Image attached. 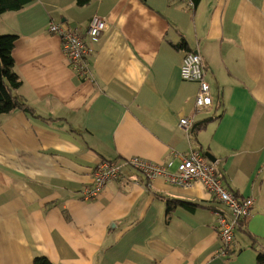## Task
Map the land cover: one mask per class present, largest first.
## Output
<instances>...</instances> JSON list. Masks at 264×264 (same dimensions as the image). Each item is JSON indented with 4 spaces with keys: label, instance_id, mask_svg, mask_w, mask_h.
<instances>
[{
    "label": "crops",
    "instance_id": "obj_1",
    "mask_svg": "<svg viewBox=\"0 0 264 264\" xmlns=\"http://www.w3.org/2000/svg\"><path fill=\"white\" fill-rule=\"evenodd\" d=\"M94 14L108 29L86 34ZM53 21L84 34L90 78L74 73ZM16 34L13 92L32 111L0 113V264H257L264 252V0H28L0 13ZM202 59L211 104L180 77L187 51ZM190 119L187 128L179 119ZM198 152L237 200H252L225 247L232 208L199 180L172 183L179 156ZM205 153L209 154V158ZM173 161L148 179L123 163ZM213 159V160H212ZM120 177L81 197L93 168ZM166 198L186 202L171 211Z\"/></svg>",
    "mask_w": 264,
    "mask_h": 264
},
{
    "label": "built area",
    "instance_id": "obj_2",
    "mask_svg": "<svg viewBox=\"0 0 264 264\" xmlns=\"http://www.w3.org/2000/svg\"><path fill=\"white\" fill-rule=\"evenodd\" d=\"M193 6V0H187ZM109 24L106 17L94 14L88 22L86 34L93 40H97L108 29ZM50 32L56 33L62 44L63 52L74 73L84 78H90L86 64V55L89 49L85 45L84 34L77 26H65L50 21L48 25ZM179 74L182 79L193 80L198 83L194 99L195 110L200 111L211 104L209 85L204 77V68L201 56L194 51H187L183 54L179 66ZM190 119L182 116L179 125L187 128ZM180 161L176 164V170L171 176V182L180 186L191 184L192 179L199 180L209 191L215 192L228 204L234 214L235 219L232 223L222 222L221 236L225 247H228L233 237L235 221L238 217L246 216L249 212L252 200L245 197L239 202L233 193L226 190L220 183V178L215 174L212 163H208L198 152H190L179 156ZM123 163L132 166L142 172L148 179L156 176H164L169 173L173 161L166 163H153L148 160L132 156L124 159ZM120 177V165L116 160L99 161L93 168L92 184L85 186L81 197L85 200L94 199L107 182Z\"/></svg>",
    "mask_w": 264,
    "mask_h": 264
},
{
    "label": "trees",
    "instance_id": "obj_3",
    "mask_svg": "<svg viewBox=\"0 0 264 264\" xmlns=\"http://www.w3.org/2000/svg\"><path fill=\"white\" fill-rule=\"evenodd\" d=\"M28 0H0V13L22 8ZM198 0H193L197 3ZM16 34L0 33V113H7L15 108H23L32 111L31 106L20 101L13 91L21 84V78L14 70L12 47ZM166 209L171 211L177 205H185L186 202L175 198H166ZM256 263L264 264V252H258ZM33 264H52L45 256L38 255L33 258Z\"/></svg>",
    "mask_w": 264,
    "mask_h": 264
},
{
    "label": "water",
    "instance_id": "obj_4",
    "mask_svg": "<svg viewBox=\"0 0 264 264\" xmlns=\"http://www.w3.org/2000/svg\"><path fill=\"white\" fill-rule=\"evenodd\" d=\"M208 157H209V154L208 153H205ZM210 158V157H209ZM211 159V158H210ZM213 160V159H212Z\"/></svg>",
    "mask_w": 264,
    "mask_h": 264
},
{
    "label": "rangeland",
    "instance_id": "obj_5",
    "mask_svg": "<svg viewBox=\"0 0 264 264\" xmlns=\"http://www.w3.org/2000/svg\"><path fill=\"white\" fill-rule=\"evenodd\" d=\"M74 71V70H73ZM13 93H15V92H13ZM102 161V160H101Z\"/></svg>",
    "mask_w": 264,
    "mask_h": 264
},
{
    "label": "bare ground",
    "instance_id": "obj_6",
    "mask_svg": "<svg viewBox=\"0 0 264 264\" xmlns=\"http://www.w3.org/2000/svg\"><path fill=\"white\" fill-rule=\"evenodd\" d=\"M108 183V182H107Z\"/></svg>",
    "mask_w": 264,
    "mask_h": 264
}]
</instances>
